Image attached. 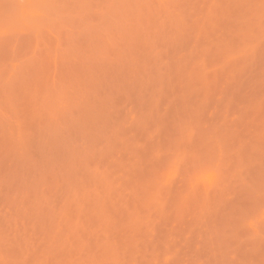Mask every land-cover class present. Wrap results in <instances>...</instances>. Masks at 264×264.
<instances>
[{"label": "rangeland", "instance_id": "374dc122", "mask_svg": "<svg viewBox=\"0 0 264 264\" xmlns=\"http://www.w3.org/2000/svg\"><path fill=\"white\" fill-rule=\"evenodd\" d=\"M262 206L261 0H0V264H264Z\"/></svg>", "mask_w": 264, "mask_h": 264}, {"label": "snow or ice", "instance_id": "6c2138e0", "mask_svg": "<svg viewBox=\"0 0 264 264\" xmlns=\"http://www.w3.org/2000/svg\"><path fill=\"white\" fill-rule=\"evenodd\" d=\"M261 5L262 8H264V0H261ZM214 172L215 169L211 162L203 159L202 157L193 155L191 159L188 160V175L193 183L197 182L199 177H206ZM161 180L162 182H167V168L165 169V174L161 177ZM261 214L264 215V206L261 208ZM161 264H165V262L162 261Z\"/></svg>", "mask_w": 264, "mask_h": 264}]
</instances>
